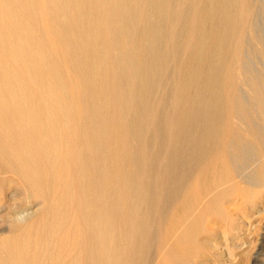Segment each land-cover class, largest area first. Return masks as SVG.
<instances>
[{
  "label": "bare ground",
  "instance_id": "bare-ground-1",
  "mask_svg": "<svg viewBox=\"0 0 264 264\" xmlns=\"http://www.w3.org/2000/svg\"><path fill=\"white\" fill-rule=\"evenodd\" d=\"M263 186L264 0H0V264H187Z\"/></svg>",
  "mask_w": 264,
  "mask_h": 264
},
{
  "label": "rangeland",
  "instance_id": "rangeland-1",
  "mask_svg": "<svg viewBox=\"0 0 264 264\" xmlns=\"http://www.w3.org/2000/svg\"><path fill=\"white\" fill-rule=\"evenodd\" d=\"M259 27H260V25H259ZM256 191H258V192L256 194V199L254 202H251L248 199L245 202H243L242 206H238V205H236V203H232V204L229 203L228 205L230 207L227 205L226 209L229 212L233 209L230 212L232 214V219H229L228 222H227V220H225L223 222L222 221L221 222L216 221V222L212 223V221L208 220V222L212 223V224L211 225L207 224V230L198 235L201 246L199 247L198 252L194 255L195 257L193 256L189 260V263H187V264H235L233 262H236V260H237L236 264H252L254 262H255L254 264H264V224H263L264 223V213H262V212H264V200H263L264 199V197H263L264 196V186L262 188H257ZM6 195H8V196H6ZM9 198H10V194L5 193L3 198H2V201H0V211H1L0 215L11 210V207L9 206L11 201ZM241 207H243V210ZM246 220H248V221H246ZM248 222L250 223L249 225L253 226V227L251 226V229H253V230H251L250 239L247 241L241 240V243L246 241L243 244L244 248L247 245V243L250 240H252V245H251L252 249H251L250 253H247L248 255H246V252H244L245 249H242L243 248L242 246L241 247L238 246V248H237V244H238L237 240H238V238L241 237V234H242L241 230H243V229L245 230L246 227L249 226V225H246V224H248ZM231 224H232V226H231ZM243 224H245L244 225L245 227L243 226ZM217 225H219V226H217ZM0 227H6V226L4 223H0ZM222 227H223V229H222ZM254 227H255V229H254ZM221 229L222 230L226 229V231H227L226 235L222 234ZM236 229H239L240 232H239V230H236ZM215 230H216V233H215ZM232 230H234V231H232ZM214 233L216 234V236ZM206 234H207V237H206ZM218 234H220V235H218ZM222 235H223V237H222ZM211 236H213V237H211ZM202 239H204V240H202ZM202 241L209 242V244L206 242H202ZM211 243L215 247L210 245ZM226 244H228V245H226ZM231 247L234 249H232ZM225 248L228 249L229 252L227 250H225ZM241 249H242V251H241ZM226 251H227V255L229 253L231 254L233 252L230 256L228 255L230 260H228L229 258L226 255ZM199 253L200 254L202 253L203 255L201 254L202 256L200 255V257H199ZM221 253H224V254H221ZM257 253H259V254H257ZM254 254H255V256H254ZM204 255H206V256H204ZM222 255H223V257H222ZM225 255H226V257H224ZM232 255H233L234 259L232 258ZM244 255H246V256L244 257ZM251 255L254 258L253 257L250 258L249 256H251ZM246 258L247 259L249 258L248 261H246L247 260ZM199 259H200V261H199ZM225 259H227L228 262ZM231 260L232 261L234 260V261L231 262ZM241 261L242 262L244 261V263H242Z\"/></svg>",
  "mask_w": 264,
  "mask_h": 264
},
{
  "label": "clouds",
  "instance_id": "clouds-1",
  "mask_svg": "<svg viewBox=\"0 0 264 264\" xmlns=\"http://www.w3.org/2000/svg\"><path fill=\"white\" fill-rule=\"evenodd\" d=\"M20 220H21V222H22L23 218L21 217Z\"/></svg>",
  "mask_w": 264,
  "mask_h": 264
}]
</instances>
